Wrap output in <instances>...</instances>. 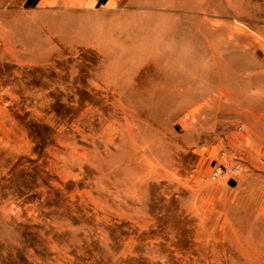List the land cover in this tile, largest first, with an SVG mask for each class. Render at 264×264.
<instances>
[{
  "label": "rangeland",
  "instance_id": "rangeland-1",
  "mask_svg": "<svg viewBox=\"0 0 264 264\" xmlns=\"http://www.w3.org/2000/svg\"><path fill=\"white\" fill-rule=\"evenodd\" d=\"M0 264H264V0H0Z\"/></svg>",
  "mask_w": 264,
  "mask_h": 264
},
{
  "label": "bare ground",
  "instance_id": "bare-ground-1",
  "mask_svg": "<svg viewBox=\"0 0 264 264\" xmlns=\"http://www.w3.org/2000/svg\"><path fill=\"white\" fill-rule=\"evenodd\" d=\"M24 27H25V26H24ZM27 27H28V25H27ZM27 27H26V29H27ZM29 29H30V27H29ZM31 30H32V29H31ZM13 31H14V30H13ZM16 31H17V32H21V30L18 31V29L15 30V32H16ZM23 31H25V30H23ZM27 31H28V30H27ZM15 32H14V33H15ZM30 33H31V32H30ZM30 33H29V34H30ZM25 34H26V32H25ZM33 34H34V33H33ZM21 36H22V34H21ZM23 36H24V35H23ZM32 36H33V35H32ZM32 36H31V37H32ZM18 38H19V36H18ZM18 38H17V39H18ZM24 38H26V37H24ZM28 38H29V37H28ZM15 39H16V38H15ZM45 39H46V38H45ZM48 39H49V38H48ZM26 40H27V39H25V43H26ZM23 42H24V41H23ZM23 42H21V43H23ZM28 42H29V41H28ZM25 43H24V44H25ZM30 43H31V42H30ZM33 43H34V41H33ZM31 44H32V43H31ZM38 45H39V44H38ZM31 48H33V47H31ZM29 49H30V48H29ZM171 54H172V53H171ZM160 55H163V54H160ZM168 55H169V52H168ZM168 55H167V56H168ZM170 56H171V55H170ZM172 56H173V55H172ZM158 57H159V56H158ZM165 57H166V54H165ZM168 57H169V56H168ZM165 59H166V58H165Z\"/></svg>",
  "mask_w": 264,
  "mask_h": 264
}]
</instances>
